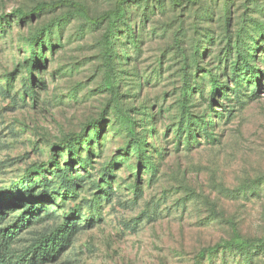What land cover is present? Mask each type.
<instances>
[{
  "label": "rangeland",
  "instance_id": "obj_1",
  "mask_svg": "<svg viewBox=\"0 0 264 264\" xmlns=\"http://www.w3.org/2000/svg\"><path fill=\"white\" fill-rule=\"evenodd\" d=\"M116 2L0 0L12 260L73 225L33 264H264V0L127 1L93 23Z\"/></svg>",
  "mask_w": 264,
  "mask_h": 264
},
{
  "label": "trees",
  "instance_id": "obj_2",
  "mask_svg": "<svg viewBox=\"0 0 264 264\" xmlns=\"http://www.w3.org/2000/svg\"><path fill=\"white\" fill-rule=\"evenodd\" d=\"M127 1H137V0H117L116 7L113 10L107 11L104 14H102L101 16L94 18L93 23H95V22L101 23L105 19L117 20L121 15H123L124 3ZM49 7H54V4H49ZM40 9H41V7H37L35 10H33L31 12H24L22 10H16L14 13H15V15H17V17L25 18L29 14L36 13V12L40 11ZM3 17L4 16H0V19H3ZM41 42H43L41 37L36 35V36L32 37L30 41L27 40L25 43L28 47L34 48V47H37L38 44H40ZM112 44L113 43L110 42V44H108V46H107V48L109 49V52L111 50ZM243 61H244V59H243ZM28 71L31 72L30 69H28ZM236 71H237L236 68H234L233 72H236ZM214 86H215V84H214ZM29 92L31 93L32 90H29ZM83 132H84V130H82V132H80L78 134H71V135L65 137L61 141V143L64 144V147L68 150V153L70 155H72V156L76 155V153H77L76 149H75L76 144H78L79 141L83 140L86 137V135H83ZM96 136H97V134H95V137ZM78 137H80V138H78ZM76 138H78V139H76ZM60 147H63V146H60ZM134 147L137 150L138 149L141 150V146H138L137 144H135ZM53 155L54 154L51 155V160H52V162L55 163V166L57 167L59 165V163L53 157ZM78 162L81 163L83 161L78 159ZM66 173L67 172L65 170L60 171L61 177L63 178ZM67 181H69V184H65V187H68L70 184L73 183V178L68 177ZM1 200L6 201L7 197L4 194H0V201ZM17 204L23 205L24 200H19V203H17ZM17 204L14 203L11 206V208H13ZM1 209L3 210L4 208H1ZM41 209H43V211L46 212L49 210V206H46L45 204H43V205H35L33 207L28 208L26 214L22 215L21 219L18 220V222H19L18 225L20 226L21 222H22V225H24V219H27V223H28L30 221V219H28V215H31L34 213V211L36 212V211H39ZM4 214H6V213H4ZM0 219H2V218H0ZM17 226L14 225V228ZM71 226H67L66 229L62 230L61 233L54 232V233H51L49 235H43L40 238H38L29 247L30 249L28 251L31 252V258L24 259L25 262H23V264H33L36 261L38 262V260H40L39 262H45V261H49L50 259H55L57 257V255L59 254V252L70 243V237H71L73 230H74L73 229L74 226L73 225H71ZM4 230H6V229H0V264H22L19 262L21 260V257L17 258L16 260H12L13 257H12V255L9 254V248L10 247H9L8 242L13 238V234L16 231L15 230L14 231H8V233H5Z\"/></svg>",
  "mask_w": 264,
  "mask_h": 264
}]
</instances>
